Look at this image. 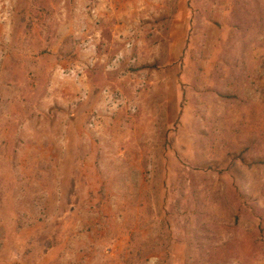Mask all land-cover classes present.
Here are the masks:
<instances>
[{
  "label": "rangeland",
  "instance_id": "374dc122",
  "mask_svg": "<svg viewBox=\"0 0 264 264\" xmlns=\"http://www.w3.org/2000/svg\"><path fill=\"white\" fill-rule=\"evenodd\" d=\"M0 264H264V0H0Z\"/></svg>",
  "mask_w": 264,
  "mask_h": 264
}]
</instances>
